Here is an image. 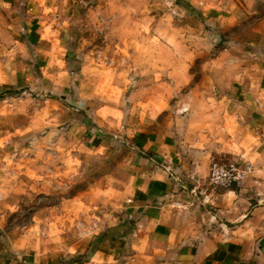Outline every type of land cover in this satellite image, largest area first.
Returning <instances> with one entry per match:
<instances>
[{
    "label": "rangeland",
    "instance_id": "obj_1",
    "mask_svg": "<svg viewBox=\"0 0 264 264\" xmlns=\"http://www.w3.org/2000/svg\"><path fill=\"white\" fill-rule=\"evenodd\" d=\"M255 2L40 0L44 44L0 51V264L171 263L128 217L135 139L213 134L199 99L223 97L213 61L264 16Z\"/></svg>",
    "mask_w": 264,
    "mask_h": 264
},
{
    "label": "crops",
    "instance_id": "obj_2",
    "mask_svg": "<svg viewBox=\"0 0 264 264\" xmlns=\"http://www.w3.org/2000/svg\"><path fill=\"white\" fill-rule=\"evenodd\" d=\"M255 3L246 0L245 12ZM40 11V0H0V51L7 49V36L17 45L22 39L44 44L35 30ZM223 57V97L199 99L215 124L213 134L197 140L192 129L152 130L135 139L143 157L126 186L128 217L139 220L146 247L171 249L170 264H264V16L241 37L237 51L226 49L213 65ZM214 157H244L253 173L230 190L203 185ZM181 169L186 178L175 175ZM196 175L199 180L187 182Z\"/></svg>",
    "mask_w": 264,
    "mask_h": 264
},
{
    "label": "built area",
    "instance_id": "obj_3",
    "mask_svg": "<svg viewBox=\"0 0 264 264\" xmlns=\"http://www.w3.org/2000/svg\"><path fill=\"white\" fill-rule=\"evenodd\" d=\"M253 170L252 163L243 158L219 157L210 163L208 185L213 189L238 188Z\"/></svg>",
    "mask_w": 264,
    "mask_h": 264
},
{
    "label": "trees",
    "instance_id": "obj_4",
    "mask_svg": "<svg viewBox=\"0 0 264 264\" xmlns=\"http://www.w3.org/2000/svg\"><path fill=\"white\" fill-rule=\"evenodd\" d=\"M0 99H1V98H0ZM71 261H75V262L80 263V262L83 261V256H79L77 259H73V260H71Z\"/></svg>",
    "mask_w": 264,
    "mask_h": 264
}]
</instances>
